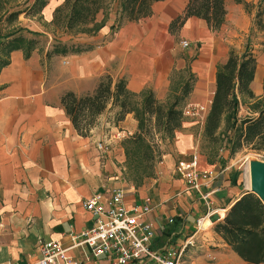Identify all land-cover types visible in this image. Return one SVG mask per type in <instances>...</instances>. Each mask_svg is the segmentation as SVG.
I'll return each instance as SVG.
<instances>
[{"label":"crops","instance_id":"0c3cea01","mask_svg":"<svg viewBox=\"0 0 264 264\" xmlns=\"http://www.w3.org/2000/svg\"><path fill=\"white\" fill-rule=\"evenodd\" d=\"M186 2L154 1L150 15L125 21L114 31L110 29L113 22H106L96 34L73 40L80 51L63 55H46L52 47L51 35L35 24V31L46 38L45 42L38 40L28 56L23 49L9 53L8 63L0 68V264L34 261L43 242L59 241L69 247V235L79 234L93 223L83 201L116 187L126 189L127 206L146 198L153 205L145 215L156 229L153 249H183L186 264H247L214 231L222 218L210 221L206 228L197 226V219L207 212L203 194L209 192L215 215L216 211L225 213L250 187L240 183L237 172L228 171L235 161L226 150L212 161L202 155L192 129L197 128L199 138L203 137L217 66L226 60L231 36L245 34L253 14L242 2L224 0L226 14L219 28L210 29L194 16L172 27L171 22L182 14ZM61 3L48 0L34 18L50 22ZM29 25L20 18L13 24L31 29ZM183 39L189 42L187 47L197 46L196 56L194 48L183 50ZM185 67L195 78L186 104L204 105V117L182 119L185 122L167 135L170 149L156 163L151 177L135 188L122 174L126 155L121 140L107 139L119 129L136 130L134 113L112 121L111 113L118 108L110 100L104 112L95 117L89 133L81 135L61 97L68 91L77 96L92 93L100 78L109 74L113 82L124 78L137 102L151 91L158 102L164 103L180 93ZM263 77L264 67L257 60L250 84L255 98L264 95ZM241 98L251 101L239 96L240 102ZM249 111L240 103L239 114H257ZM99 140H108L109 145L98 149ZM193 158L200 170L211 172L209 178L201 180L199 190L192 189L175 169L177 163ZM68 254L75 264H110L104 257H91L87 248H75Z\"/></svg>","mask_w":264,"mask_h":264},{"label":"trees","instance_id":"16d2710c","mask_svg":"<svg viewBox=\"0 0 264 264\" xmlns=\"http://www.w3.org/2000/svg\"><path fill=\"white\" fill-rule=\"evenodd\" d=\"M4 1L0 0V30L2 26L13 24L18 16L25 12L27 15H36L46 5L48 0H33L25 10H6ZM154 1L159 0H113L117 7V17L110 26L111 31L116 30L125 21H135L151 13ZM242 2L243 0H234ZM109 0H65L62 7H68L66 25L73 29L75 26L85 24L94 18L95 14L108 6ZM247 7V3L245 4ZM264 0H259V9L254 16V27L264 30V10L261 6ZM226 14L224 0H187L181 15L171 22V26L182 25L191 16L202 19L210 29H217L224 21ZM4 24V25H3ZM37 34L31 30L13 26L7 32L0 33V68L8 63L7 56L13 50L23 49L28 56L38 44V40L27 37L22 33ZM40 34V33H38ZM81 49L75 44L56 41L47 56L76 52ZM257 58L247 47L243 51L230 49L226 60L218 64L215 75V88L209 110L204 120L203 137L216 144L223 135L225 147L230 154L243 148L261 150L264 147V95L255 102L254 116L238 117L240 106L239 96L254 98L250 84L254 78ZM191 84L186 82L181 97H177L168 107H164L148 91L138 103L134 94L126 88L124 78L113 82L109 74L103 75L92 93L77 96L73 92H66L61 97L71 122L77 132L87 135L95 117L101 113L112 101L117 107L116 121L122 120L127 113H134L138 127L145 125L147 118H152L154 125L166 135L170 136L175 129L181 126L182 111L179 99L186 96ZM264 91V77L262 81ZM259 100H262L259 102ZM224 126L222 134L220 129ZM214 231L232 248L238 257L247 264H264V203L252 191L244 192L226 210L222 219L216 222Z\"/></svg>","mask_w":264,"mask_h":264},{"label":"rangeland","instance_id":"374dc122","mask_svg":"<svg viewBox=\"0 0 264 264\" xmlns=\"http://www.w3.org/2000/svg\"><path fill=\"white\" fill-rule=\"evenodd\" d=\"M64 1L65 0H62V3L59 6L62 7ZM109 1L110 2L108 3V6L105 7L103 10L98 11L93 19H91L85 24L75 26L73 29L68 28L66 25L67 16L69 13L68 7L60 8L58 11H54L53 19L50 22H43L38 16L34 18V16L27 15L25 12H22L18 16V18H20V20L25 22L26 24H30L29 26L31 29L27 27H25V29L31 30L33 32H37L35 31V24H38V26L40 24L41 27H44L46 30H48L52 38L51 41L52 44L55 43L56 41H62L72 44L73 40H75L76 37L83 35L84 36L94 35L99 30H101L102 27H104L106 22L108 23L114 22L115 18L117 17V12H116L117 7L116 4L113 3V0H109ZM252 1H255V3L253 4ZM252 1H250L251 3L246 2L245 0L242 1V3H244V8L246 9V11H248V13L253 14L251 20V26L249 27L248 31L245 34L243 32H239V35L231 36L233 41L230 49H235L236 51L240 52L243 51L247 45V47L255 54L258 62L264 67V30L260 31L254 27V16L257 10L259 9L258 6L259 0H252ZM32 2L33 0H5L4 7L7 8L6 10H10V11L19 10V9L25 10V8L29 7L32 4ZM237 3H241V2H237ZM246 3L248 4L247 7L245 5ZM261 7L264 10V5ZM1 12L3 13L4 11L0 9V14ZM13 24L11 23L7 26H2L0 33L7 32L8 30H10L13 27ZM22 33L27 37H33L39 40V42H45L46 39L45 37L41 36L38 33L30 34L25 30L22 31ZM193 48H194V51H192L193 56H196L198 49L197 46L191 47L190 45L189 47H186L183 50L189 51L190 49ZM181 74L183 76L182 83L184 82V84L182 85L180 93L178 95L171 96L167 102L161 103L164 107H168L170 103H172L175 99H177V97H181L183 92V86L186 84V82L192 84L193 80H195L194 76L188 72L186 67L184 68ZM185 97L186 96H182V98L179 99V106L181 107V111L183 106L186 104ZM250 99L251 101H246L241 98V105L245 107L246 111L251 110L249 112H254L253 110L256 106V103H258V101L257 102L255 101L258 99H262V97L261 98L254 97ZM134 100L137 102L138 98L134 97ZM260 101L262 100H259V102ZM239 111H240V106L238 110L239 118L247 116V114H243V115L239 114ZM111 116H113L112 121L115 122L116 114L111 113ZM182 118H186V116L182 115ZM194 118L200 119L199 117H194ZM184 122L185 119L182 122V124ZM223 129L224 126H222V128L220 129L219 135L222 134ZM192 130L197 136L198 150L201 152L202 155H204L207 159L212 161L216 159L220 151L226 150L228 152V156L232 157L233 161H235L234 167H231L230 169H228V171L237 172V175L235 176L237 177L238 180H240V183L245 187H250L249 163L252 160L264 161V147L261 148V150H252L245 147L238 152L230 154V150L227 147H225V138L223 135L219 138L216 144H213V143H209L204 137L199 138L200 135H198L197 128L194 127ZM89 131L90 129L87 132L89 133ZM117 131L120 132L125 131L126 136L121 139H118L116 137ZM117 131L112 133L111 136H108L107 139H114L118 141L121 140V145L126 155L125 163L122 164L124 167V169H122L123 172L122 174L129 185H136L135 188H137V186H139L140 183L147 181V179L151 177V173L154 171V167L156 163L159 160H161L162 155L170 149L171 139L168 138V136L164 132H162L159 128H157L154 125L152 118H147L144 127L142 128L138 127L136 130L132 132L128 131L127 129L126 130L119 129ZM104 142L108 143V140ZM218 216L219 215L217 214L211 215L209 217V220L211 222L217 220L219 218ZM209 224L210 222H206L205 226L208 227Z\"/></svg>","mask_w":264,"mask_h":264},{"label":"built area","instance_id":"2783aa9c","mask_svg":"<svg viewBox=\"0 0 264 264\" xmlns=\"http://www.w3.org/2000/svg\"><path fill=\"white\" fill-rule=\"evenodd\" d=\"M189 42L181 40V45L187 47ZM206 107L199 103H187L182 108L186 117L203 118ZM123 132V133H122ZM125 131H117L116 137H125ZM109 143L100 140L97 148H105ZM176 172L192 188L199 190L201 180L210 177V171L200 170L197 161H181L176 166ZM126 189L116 187L107 194L96 192L83 201V207L93 217L91 226L79 234L69 235L70 246L63 247L59 241L43 242L39 246L38 257L28 264H75L69 256V251L75 248H87L93 258L104 257L110 264H186L183 249H153L156 229L145 218L153 205L148 198L137 200L126 205ZM209 192L203 194L207 212L197 219V226H203V220L213 215L208 200ZM219 215V219L222 215ZM172 222V218L168 220ZM185 248V247H184ZM12 264V263H5Z\"/></svg>","mask_w":264,"mask_h":264},{"label":"water","instance_id":"95a60500","mask_svg":"<svg viewBox=\"0 0 264 264\" xmlns=\"http://www.w3.org/2000/svg\"><path fill=\"white\" fill-rule=\"evenodd\" d=\"M250 168V191L255 193L264 203V161L252 160Z\"/></svg>","mask_w":264,"mask_h":264},{"label":"bare ground","instance_id":"6f19581e","mask_svg":"<svg viewBox=\"0 0 264 264\" xmlns=\"http://www.w3.org/2000/svg\"><path fill=\"white\" fill-rule=\"evenodd\" d=\"M219 212V211H218ZM221 212V213H220ZM219 213L222 215V216H224V212L223 211H220ZM206 222H210V220H209V218H207V219H205V220H203V227L204 228H206V226H205V224H206Z\"/></svg>","mask_w":264,"mask_h":264}]
</instances>
